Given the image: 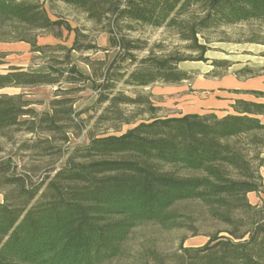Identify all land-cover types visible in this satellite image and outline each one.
<instances>
[{"label":"trees","instance_id":"1","mask_svg":"<svg viewBox=\"0 0 264 264\" xmlns=\"http://www.w3.org/2000/svg\"><path fill=\"white\" fill-rule=\"evenodd\" d=\"M59 1L101 26L111 48L126 53L102 77L100 88L106 95L100 102L108 103L99 118L102 124L130 125L135 122L126 119L123 108H152L149 98L115 92L117 84L145 88L189 81L192 76L179 65L205 60L207 44L199 38L244 23H264V0ZM51 17L40 0H0V43H26L32 52L46 54L56 46L39 45V38L48 34L62 40L66 30L75 33L69 53L81 50L78 29ZM135 25L175 29L199 57L150 53L137 60L132 52L142 47L125 36ZM58 61L49 59L50 64ZM59 62L69 68L49 65V72H42L10 65L0 73V91L56 86L66 73L69 84L90 80L69 58ZM126 62L134 68L116 67ZM251 94L256 101L236 100L234 113L221 118L213 113L157 118L121 135L92 136L86 148L77 150L42 185L0 169L4 185L12 187L0 204V264H108L123 255L124 245L142 225L183 228L177 207L193 202L227 226L228 235H217L202 247L183 248L167 259L155 257L158 264H264V209L248 199L260 191L263 165L256 170L241 145L243 138L264 145L256 136L264 133V91ZM34 104L25 94L2 93L0 133L23 127L31 133H52L72 120L69 99H54L51 114L39 115Z\"/></svg>","mask_w":264,"mask_h":264},{"label":"rangeland","instance_id":"2","mask_svg":"<svg viewBox=\"0 0 264 264\" xmlns=\"http://www.w3.org/2000/svg\"><path fill=\"white\" fill-rule=\"evenodd\" d=\"M47 7L53 20L63 19L69 22L71 27L78 29V47L81 50L69 53L75 33L69 34L66 30L62 31V40L48 34L42 35L40 45L49 43L56 46L53 50L46 51V54L23 50L17 43H0V73H5L10 64L42 72H49V65L67 70L69 67L60 65L59 61L69 58L81 73L90 77V80L69 84L65 82L66 73L64 78H61V84L56 86L0 91V95L25 94L26 100L35 103L32 107L39 115L52 113L50 103L54 99H69L73 110L72 120L56 132L40 130L31 133L23 127L20 130L10 129L0 133V169H7V175L24 177L35 185H42L65 168L77 150L86 148L92 136L121 135L141 122L208 112L229 97L255 99L252 91L264 90V23H244L199 38L200 43L207 44L205 60L187 61L179 65L180 69L192 76L189 81L176 85L155 84L145 88L117 84L115 92L133 98H149L152 108H123L126 119L135 122L130 125L121 124L119 121L99 123V118L108 105L100 102L101 96L106 95L103 87L100 88L104 83L102 77L108 66L114 63V59L120 60V56L126 53L111 48L109 35L103 32L101 26L90 22L85 15L74 11L61 1L54 0ZM125 36L128 41L142 47V50L132 52L137 60L147 57L150 53L160 55L179 52L192 59L199 57V54L187 48L188 44L181 41L175 29H154L135 25V30L126 32ZM253 39L262 44L249 42ZM90 47L95 48L89 49ZM52 58L59 61L50 64L49 59ZM222 63H226L227 67L221 66ZM116 67H122L123 70L134 68L130 62L117 63ZM262 121L264 122V118ZM256 136L264 141V133ZM241 141L254 168L257 170L263 165L258 174L260 191L248 195L250 203L262 210L264 145H251L248 138ZM3 179L5 176H0V204L4 202L6 193L12 190V187L4 185ZM177 211L181 214L183 228L169 230L155 223L142 225L133 231L124 245L123 255L108 264H158L155 257L167 259L183 248L202 247L217 235H228L229 228L212 220L208 211L199 203L182 204L177 207Z\"/></svg>","mask_w":264,"mask_h":264},{"label":"crops","instance_id":"3","mask_svg":"<svg viewBox=\"0 0 264 264\" xmlns=\"http://www.w3.org/2000/svg\"><path fill=\"white\" fill-rule=\"evenodd\" d=\"M40 1H41V3H44L46 9H48V7H47L48 0H40ZM39 41H41V38H39ZM17 44H19L20 46H22V49L23 50H27V51L32 52L30 45H28L26 43H17ZM46 44H49V43H44L43 45H46ZM10 65H12V64H10ZM12 66L24 67L22 65L21 66H19V65H12ZM253 91H264V90L259 89V90H253ZM239 99H243V100H247V101H256V99H252L251 97L233 96V97L227 98L226 101L221 102L219 105H216V107H213L214 109H211V111L204 112V113H194V114L205 115V114H211V113H213V114H215V115H217L218 117L221 118V117H224V116H226L228 114H233L234 113L232 106L234 105L235 101L236 100H239ZM219 110H220V112H218Z\"/></svg>","mask_w":264,"mask_h":264}]
</instances>
